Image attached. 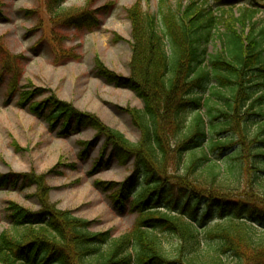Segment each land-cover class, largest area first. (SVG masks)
<instances>
[{
  "label": "trees",
  "instance_id": "16d2710c",
  "mask_svg": "<svg viewBox=\"0 0 264 264\" xmlns=\"http://www.w3.org/2000/svg\"><path fill=\"white\" fill-rule=\"evenodd\" d=\"M210 1L160 0L156 13L137 2L131 75L101 66L109 83L143 101L133 110L139 142L55 96L31 104L49 110L52 124L62 120L61 133L73 120L105 136L119 163L133 161L125 180L108 183L121 211L132 199V229L115 237L46 199L40 211L11 201L0 264H264V25L252 5L237 13ZM24 176L0 174V185ZM215 213L221 221L209 230Z\"/></svg>",
  "mask_w": 264,
  "mask_h": 264
},
{
  "label": "rangeland",
  "instance_id": "374dc122",
  "mask_svg": "<svg viewBox=\"0 0 264 264\" xmlns=\"http://www.w3.org/2000/svg\"><path fill=\"white\" fill-rule=\"evenodd\" d=\"M166 1L177 6L187 0ZM250 1L210 2L214 10L233 7L237 13L252 5L260 28L264 0ZM137 2L150 12L159 9L160 0H66L59 9L52 0H0V174H26L16 185H0V232L13 229L7 217L11 201L40 211L43 199L89 220L92 231L109 230L117 237L134 226L139 214L131 209L132 199L121 211L111 188L132 173L133 161L122 164L111 157L107 139L91 127L72 120L69 132L61 133L62 120L52 124L49 110L35 113L31 104L55 96L139 142L142 130L133 110L143 109V101L134 91L109 83L100 70L104 66L131 75L130 10ZM26 92L35 96L24 101ZM102 157V167L94 170ZM213 221L209 230L221 221L219 213Z\"/></svg>",
  "mask_w": 264,
  "mask_h": 264
}]
</instances>
